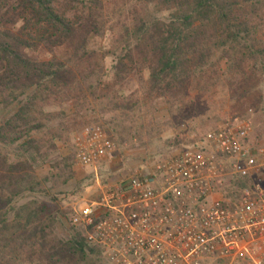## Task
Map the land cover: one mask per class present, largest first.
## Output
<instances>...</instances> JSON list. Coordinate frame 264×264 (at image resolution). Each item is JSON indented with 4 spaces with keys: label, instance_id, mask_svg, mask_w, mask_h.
Instances as JSON below:
<instances>
[{
    "label": "trees",
    "instance_id": "trees-1",
    "mask_svg": "<svg viewBox=\"0 0 264 264\" xmlns=\"http://www.w3.org/2000/svg\"><path fill=\"white\" fill-rule=\"evenodd\" d=\"M228 90L260 143L264 0H0V264H108L81 229L57 235L69 209L36 198L58 201L76 178L75 152L55 157V141L86 107L171 115L190 91Z\"/></svg>",
    "mask_w": 264,
    "mask_h": 264
},
{
    "label": "built area",
    "instance_id": "built-area-1",
    "mask_svg": "<svg viewBox=\"0 0 264 264\" xmlns=\"http://www.w3.org/2000/svg\"><path fill=\"white\" fill-rule=\"evenodd\" d=\"M252 132L250 120L210 130L203 146L101 187L96 200L72 208V230L101 247L108 264H207L239 256L264 264L252 249L264 247V177H255L264 148L250 145ZM73 143L76 165L92 167L100 185L98 165L114 149L105 128L86 125ZM233 176L245 186L231 202L220 192Z\"/></svg>",
    "mask_w": 264,
    "mask_h": 264
},
{
    "label": "rangeland",
    "instance_id": "rangeland-1",
    "mask_svg": "<svg viewBox=\"0 0 264 264\" xmlns=\"http://www.w3.org/2000/svg\"><path fill=\"white\" fill-rule=\"evenodd\" d=\"M107 64L111 65L110 59ZM227 92L229 90L226 93L216 91L213 96L208 94L200 97L196 94L197 92L190 91L188 93L190 99L186 101V104L178 105L181 111L178 110L171 115L166 106H161L158 111H154L149 103L144 102L145 105L140 102L142 109L135 108L128 111V116L124 115L120 109L111 108L110 103L101 105L100 102L105 101L93 102L92 107H86L87 109L84 110L85 116L76 120L74 127L65 136V140L55 141L57 148L54 149V155L62 158L75 152L74 134L86 125L100 124L107 130L114 143L112 154L98 165V170H102L106 176V182H102L101 173L99 174L100 185L96 180L88 179L93 172L92 167L84 168L74 162L76 178L66 184H57L51 193L52 196L57 197L58 201L44 195H37L36 198L53 207L60 205L62 209H69L72 212L74 206H82L96 200L101 194V187L124 182L137 174L150 173L157 162L185 149L203 146L204 136L208 131L247 119L252 120L250 111L240 112L233 107L232 103H229ZM65 108L68 109V107ZM246 114L249 116L246 117ZM120 135L121 139H119ZM250 138L256 147L264 148V137L259 143L254 125ZM262 159L256 178L264 177V157ZM241 188V183L233 176L225 182L220 193L234 202L240 195ZM68 220H64L63 224L57 228V235L69 237L72 234L73 228ZM252 249L256 255L264 257V247L253 246ZM222 261L225 264H246L248 257L211 258L207 264H221Z\"/></svg>",
    "mask_w": 264,
    "mask_h": 264
}]
</instances>
